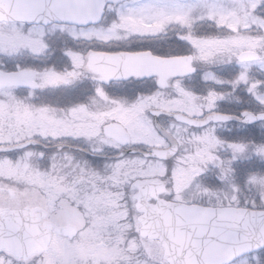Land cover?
Listing matches in <instances>:
<instances>
[{
	"label": "snow or ice",
	"instance_id": "6c2138e0",
	"mask_svg": "<svg viewBox=\"0 0 264 264\" xmlns=\"http://www.w3.org/2000/svg\"><path fill=\"white\" fill-rule=\"evenodd\" d=\"M0 264H264V0H0Z\"/></svg>",
	"mask_w": 264,
	"mask_h": 264
}]
</instances>
